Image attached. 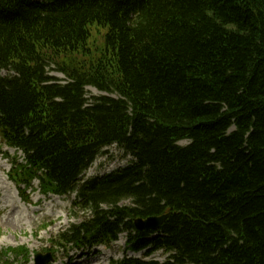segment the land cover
<instances>
[{
  "label": "trees",
  "instance_id": "16d2710c",
  "mask_svg": "<svg viewBox=\"0 0 264 264\" xmlns=\"http://www.w3.org/2000/svg\"><path fill=\"white\" fill-rule=\"evenodd\" d=\"M113 146L129 163L86 180ZM4 148L21 193L76 195L60 251L264 264V0H0Z\"/></svg>",
  "mask_w": 264,
  "mask_h": 264
},
{
  "label": "rangeland",
  "instance_id": "374dc122",
  "mask_svg": "<svg viewBox=\"0 0 264 264\" xmlns=\"http://www.w3.org/2000/svg\"><path fill=\"white\" fill-rule=\"evenodd\" d=\"M53 68L49 70L53 77H58L61 80L66 79L64 75L52 70ZM3 74L6 75V72ZM102 94L94 87L87 88L88 98ZM182 144L186 145L187 142ZM7 151L9 157H12L16 152L13 149ZM19 155L23 154L19 153ZM22 159L23 157L20 160L22 161ZM11 161L0 156V253L6 249L21 247H25L28 252L25 253L26 257L20 260L14 259L11 254L10 262L13 264H35V255L46 251L54 252L55 256L54 262L48 264H111L112 261L125 257H143V254H135L129 250L126 234L122 235L111 249L98 247L90 251H70L69 249L60 251L55 246V238L71 224L80 223L77 217L80 219L82 216L78 208L72 205L75 196L68 198L45 195L40 191L39 183L35 181L33 191L22 193L28 199V202H24L16 185L8 178L12 169ZM129 161L130 159L126 158L115 146L110 147L88 170L85 179L110 174L126 166ZM152 258L164 262L167 256L160 252Z\"/></svg>",
  "mask_w": 264,
  "mask_h": 264
},
{
  "label": "water",
  "instance_id": "95a60500",
  "mask_svg": "<svg viewBox=\"0 0 264 264\" xmlns=\"http://www.w3.org/2000/svg\"><path fill=\"white\" fill-rule=\"evenodd\" d=\"M170 214H165L162 216L149 217L148 219H137L134 224L139 231H155L158 230L169 218ZM43 258V260H42ZM48 262H53V257L48 254L45 257L37 255V264H47Z\"/></svg>",
  "mask_w": 264,
  "mask_h": 264
}]
</instances>
